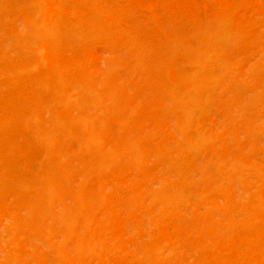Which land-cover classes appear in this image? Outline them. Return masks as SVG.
I'll return each mask as SVG.
<instances>
[{"label":"bare ground","instance_id":"1","mask_svg":"<svg viewBox=\"0 0 264 264\" xmlns=\"http://www.w3.org/2000/svg\"><path fill=\"white\" fill-rule=\"evenodd\" d=\"M0 264H264V0H0Z\"/></svg>","mask_w":264,"mask_h":264}]
</instances>
